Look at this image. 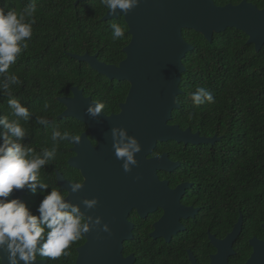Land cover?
I'll return each instance as SVG.
<instances>
[{"label": "trees", "instance_id": "trees-1", "mask_svg": "<svg viewBox=\"0 0 264 264\" xmlns=\"http://www.w3.org/2000/svg\"><path fill=\"white\" fill-rule=\"evenodd\" d=\"M76 0H35L36 23L29 47L10 68L21 79L20 86L11 87L12 95L20 99L31 112L32 119L21 121L28 130L25 140L36 151L51 147L52 126H59L71 135H80L88 127L73 118H59L65 106L58 97L71 96V88L77 86L85 96L105 104L104 113L118 111L128 91L126 81L110 80L93 70L88 63L79 62L68 53H98V58L108 64H118L124 57L123 48L130 41L127 23L122 15L106 21L102 17L107 9L101 0H84L76 6ZM242 0H214L217 5L238 4ZM263 7L264 0H247ZM30 0H0V7L22 11ZM125 28V35L117 40L112 37V24ZM183 35L194 49L183 58L186 70L182 73L177 96L180 107L172 111L170 123L182 129L190 127L203 136L220 137L214 144L191 145L183 142L158 143L156 152L170 151L179 160V176L209 178L216 188L210 192L221 195V216L234 211L237 218L241 211L244 230L239 242L247 245L251 235H263L264 230V45L256 51L248 44V36L236 28L214 33L208 41L201 33L183 29ZM197 87L208 88L213 103L194 105L190 94ZM9 96L0 93V115H8ZM47 105V107H45ZM36 116H45L50 124L46 128L36 123ZM11 118V117H10ZM68 140L59 143L55 159L41 169V179L50 188H60L56 170L70 181H81L79 170L68 164L74 155ZM202 183V182H199ZM50 191V189L46 190ZM47 193H45L46 195ZM43 195L32 194L25 188L23 202L37 214ZM228 203L235 204V210ZM84 237L69 248V255L57 260L46 259V264H75L77 248ZM240 245L236 260L242 264L249 250ZM39 258V257H38Z\"/></svg>", "mask_w": 264, "mask_h": 264}, {"label": "water", "instance_id": "water-1", "mask_svg": "<svg viewBox=\"0 0 264 264\" xmlns=\"http://www.w3.org/2000/svg\"><path fill=\"white\" fill-rule=\"evenodd\" d=\"M82 1L76 0L74 5ZM120 15L127 23L131 38L123 48L125 58L119 64L100 61L98 53H68L110 80H125L130 84L120 111L110 115L101 113L93 119L85 109L89 103L95 102L77 86L71 88V96L57 98L65 106L58 117H73L85 123L93 138L98 140L97 146H92L87 129L80 135V144L72 143L74 155L69 158L68 164L80 171L83 187L77 193L69 194V184L75 181L66 179L56 170L60 188L66 191L68 199L79 203L88 198V178H93V184L115 186L109 195L94 196L98 204L87 212L100 216L101 223H107L110 232L96 226L85 234V242L77 248L75 264H131L130 257L123 258L121 253L122 242L132 238V225L127 221L129 202L136 201L134 193L136 196L142 193L140 187L144 180L147 184L160 185L157 171H172L180 165L165 153L147 158L158 142L173 140L199 145L214 144L220 140L217 135L203 136L190 127L182 129L178 124L170 123L172 111L180 107L177 96L182 92L180 83L186 70L183 58L194 49L184 38L183 29L195 30L211 41L214 33L236 28L248 36L247 43L253 44L256 51L264 45V6L258 7L247 0L225 5H217L214 0H140L136 8ZM120 15L110 14L107 10L102 20ZM113 126L124 127L141 145V151L136 154L138 165L130 172L123 171L121 161L116 159L112 149L110 129ZM188 185L172 190L173 201L177 204ZM24 194L25 188L14 190L9 199L15 196L23 201ZM242 224L243 217L240 216L233 230L220 241L216 264H228V253H233L232 244L239 236ZM250 244L253 252L245 264H264V240L253 237ZM37 259L36 264L47 263L46 259Z\"/></svg>", "mask_w": 264, "mask_h": 264}, {"label": "clouds", "instance_id": "clouds-1", "mask_svg": "<svg viewBox=\"0 0 264 264\" xmlns=\"http://www.w3.org/2000/svg\"><path fill=\"white\" fill-rule=\"evenodd\" d=\"M108 13L126 15L136 8L140 0H101ZM35 0H30L22 10L0 7V93L9 96L8 115H0V264H36L38 257L57 260L68 256L69 248L92 228L100 226L110 232L107 223H101L100 216L87 214L98 204L96 197L83 198L79 203L68 199L58 188L51 187L41 179V169L52 162L58 152L59 143L69 140L81 143L80 135H71L66 129L52 126L51 147L36 151L25 142L28 130L24 127L34 113L12 95L11 87L20 86L22 81L10 68L18 57L29 47L36 23ZM112 37L117 40L125 35V28L112 24ZM194 105L213 103L212 92L206 87H197L190 94ZM47 107V105L45 106ZM103 102L89 103L85 112L93 119L104 112ZM11 117V118H10ZM36 123L48 127L50 121L45 116H36ZM112 149L117 160L121 161L124 172H130L138 165L136 154L141 151L137 138L129 135L124 127L110 129ZM83 182L69 184L68 192L77 193ZM27 188L32 194L43 195L37 214L13 196L14 190ZM50 189V191H47ZM45 193H47L45 195ZM83 206V209L81 207Z\"/></svg>", "mask_w": 264, "mask_h": 264}, {"label": "flooded vegetation", "instance_id": "flooded-vegetation-1", "mask_svg": "<svg viewBox=\"0 0 264 264\" xmlns=\"http://www.w3.org/2000/svg\"><path fill=\"white\" fill-rule=\"evenodd\" d=\"M129 88L130 84L124 100L119 103L118 111L112 113L120 111V104L126 100ZM88 97L91 95L88 94ZM87 129L88 141L92 146H97L98 140L93 138L89 127ZM169 141L173 140L166 142ZM156 147L147 155V158L165 153L170 160L179 162L180 165L172 171L158 170L157 176L160 185L147 184V181L144 180V184L140 187L142 193L138 196L134 193L133 198H136V201L129 202L130 207L127 214V221L132 225V238L122 242L123 258L130 257L131 264H216L219 261L217 260V255L220 252L219 243L233 230L239 217H243L242 212H239L237 218H234V211L227 213L225 218H222L221 195L217 192H210L216 188L215 186L203 184V181L207 182L211 179L179 176V168L182 163L172 158L170 151L156 152ZM92 179L88 178V198L98 197L100 194L109 195L115 189L113 185L93 184ZM183 184L189 185L179 197L177 204L173 201L172 190ZM134 189L135 187H133ZM228 205L235 210V204L228 203ZM124 207L123 205V209ZM173 215H176L177 218ZM263 226L264 223H261L264 230ZM243 230L244 218L241 232L232 244L233 253H228V264H238L236 258L240 245L245 247L244 250H249L247 258L242 263L245 264L253 252L250 239L256 237L264 240L263 235H251L248 238L247 247L239 242Z\"/></svg>", "mask_w": 264, "mask_h": 264}]
</instances>
